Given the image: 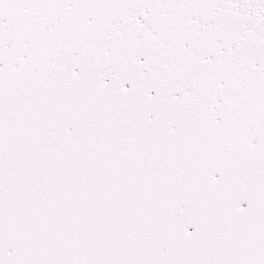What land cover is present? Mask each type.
Instances as JSON below:
<instances>
[{
  "label": "snow or ice",
  "instance_id": "1",
  "mask_svg": "<svg viewBox=\"0 0 264 264\" xmlns=\"http://www.w3.org/2000/svg\"><path fill=\"white\" fill-rule=\"evenodd\" d=\"M0 264H264V0H0Z\"/></svg>",
  "mask_w": 264,
  "mask_h": 264
}]
</instances>
